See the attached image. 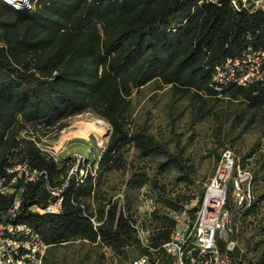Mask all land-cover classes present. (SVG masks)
I'll return each mask as SVG.
<instances>
[{"label":"trees","instance_id":"trees-1","mask_svg":"<svg viewBox=\"0 0 264 264\" xmlns=\"http://www.w3.org/2000/svg\"><path fill=\"white\" fill-rule=\"evenodd\" d=\"M198 1L39 0L32 11L20 12L0 0V179L15 164L47 175L35 183L16 180L13 188L23 190L13 218L9 210L14 197L0 195V221L26 224L38 233L50 246L44 264H53L49 257L54 247L74 242L100 245L122 258L130 250L137 257L150 254L130 226L135 220L127 202L124 215L104 180L106 173L122 169L118 157L124 148L141 159L162 158L159 172L174 169L180 181L193 184L186 158L170 152L147 127L129 129L135 92L155 83L167 90L170 108L188 102L202 117L212 113L205 109L207 102L220 98L264 111V92L256 85L231 86L220 94L211 88L214 67L260 39L264 15L236 12L227 0L217 5ZM86 112L110 127L105 149L92 168L69 156L55 160L37 146L66 128V120ZM76 164L86 170L82 183H77L76 173L68 177ZM45 181L62 188L58 214L32 210L55 200ZM146 181L144 175L131 177L136 187ZM231 191L225 208L233 215L235 236L249 249L258 232L246 236L244 222L264 195L240 210ZM202 195L198 187L189 215L198 209ZM178 203L166 206L181 211L184 206ZM91 219L99 225L93 226ZM151 219L155 226L147 241L155 250L168 241L174 220L155 212ZM230 264H264V251L254 259L236 248Z\"/></svg>","mask_w":264,"mask_h":264},{"label":"rangeland","instance_id":"rangeland-1","mask_svg":"<svg viewBox=\"0 0 264 264\" xmlns=\"http://www.w3.org/2000/svg\"><path fill=\"white\" fill-rule=\"evenodd\" d=\"M38 2L33 0L29 11ZM131 100L129 129L147 127L170 152L181 154L186 158L193 180V184L180 181V174L174 169L159 172L157 166L162 158L141 159L131 148L122 150L118 157L122 169L106 173L104 180L111 190L110 195L121 193L127 198L128 212L143 227L146 237L155 226L151 219L154 212L171 219L179 212L169 210L167 202L179 201L178 204L187 209L195 205L197 188H204L224 150H230L240 162L249 164L253 171L254 199L264 195V111L251 110L241 102L220 98L207 102L205 109L212 113L202 117L188 102L170 108L167 90L155 83L135 92ZM94 126L99 130H94ZM109 134L110 127L104 120L86 112L66 120V128L43 138L40 147L49 154L60 148L54 153L57 159L83 157L87 167L92 168L104 151ZM135 174L144 175L146 183L136 187L131 182ZM261 227H264V200L244 222L246 236L258 232L249 249L244 240L235 236L238 251L246 252L248 258L256 259L264 251ZM50 253L49 260L53 264H129L137 257L134 250L122 258L105 247L86 242L56 246Z\"/></svg>","mask_w":264,"mask_h":264},{"label":"built area","instance_id":"built-area-1","mask_svg":"<svg viewBox=\"0 0 264 264\" xmlns=\"http://www.w3.org/2000/svg\"><path fill=\"white\" fill-rule=\"evenodd\" d=\"M220 1L199 0L197 4L217 5ZM227 2L236 12L264 15V0ZM251 85L258 86L264 92V32L256 43L246 46L238 56L227 58L222 64L214 67L211 88L219 94L227 87ZM40 144L37 146L45 152ZM59 150L60 148L56 149L54 153ZM45 153L59 160L54 153ZM74 160L83 164L82 166L87 161L80 156ZM78 165L69 170L68 177L76 173L77 183H82L86 170L78 168ZM7 174L8 177L0 179V195L14 197L12 208L9 210V215L13 218L20 206L19 194L23 190L16 191L13 188L16 180L23 184L35 183L41 177L46 180L47 175L46 172L32 170L27 164H15L7 170ZM65 186L67 182L63 184V187ZM45 187L55 200L43 209L34 207L32 210L39 214H58L62 205V188H51L47 181ZM230 187L236 207L240 210L249 208L254 200L253 171L249 164L240 162L230 150H224L203 188L198 209L192 216L187 213L189 209L186 207L176 213L172 218L174 226L169 239L159 248H149L143 227L136 221L130 222L140 244L148 248L150 254L136 257L129 264H230V254L237 248L233 215L225 208ZM125 200L121 193L112 199L118 202L124 215ZM91 222L93 226L99 225L93 219ZM49 247L28 225L9 220L0 221V264H44Z\"/></svg>","mask_w":264,"mask_h":264},{"label":"bare ground","instance_id":"bare-ground-1","mask_svg":"<svg viewBox=\"0 0 264 264\" xmlns=\"http://www.w3.org/2000/svg\"><path fill=\"white\" fill-rule=\"evenodd\" d=\"M5 1L8 4H10L12 7H15V8L19 9V10H22L26 6H29L33 0H5ZM93 129L94 130H99V128H97L96 126H94Z\"/></svg>","mask_w":264,"mask_h":264},{"label":"water","instance_id":"water-1","mask_svg":"<svg viewBox=\"0 0 264 264\" xmlns=\"http://www.w3.org/2000/svg\"><path fill=\"white\" fill-rule=\"evenodd\" d=\"M4 2L6 3V1L4 0ZM9 7H11V8H13V9H15L16 11H20V12H29V9H28V6H26L24 9H22V10H19V9H17V8H14V7H12L10 4H8V3H6Z\"/></svg>","mask_w":264,"mask_h":264}]
</instances>
